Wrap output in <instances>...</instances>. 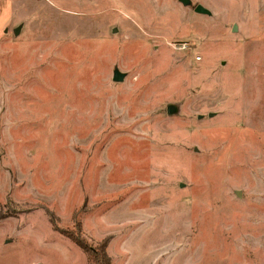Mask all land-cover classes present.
<instances>
[{
	"label": "rangeland",
	"instance_id": "1",
	"mask_svg": "<svg viewBox=\"0 0 264 264\" xmlns=\"http://www.w3.org/2000/svg\"><path fill=\"white\" fill-rule=\"evenodd\" d=\"M189 1L0 0V264H264V0Z\"/></svg>",
	"mask_w": 264,
	"mask_h": 264
},
{
	"label": "trees",
	"instance_id": "2",
	"mask_svg": "<svg viewBox=\"0 0 264 264\" xmlns=\"http://www.w3.org/2000/svg\"><path fill=\"white\" fill-rule=\"evenodd\" d=\"M78 212L72 213L71 221L74 222L77 218ZM49 224L59 223L60 221L54 215L50 213L48 214ZM73 219V220H72ZM69 241L72 242L76 247H78L86 256V260L88 264H112L111 259L107 253V246L102 243H94V246L90 245L89 238L87 239L78 228V233L76 235H71Z\"/></svg>",
	"mask_w": 264,
	"mask_h": 264
},
{
	"label": "water",
	"instance_id": "3",
	"mask_svg": "<svg viewBox=\"0 0 264 264\" xmlns=\"http://www.w3.org/2000/svg\"><path fill=\"white\" fill-rule=\"evenodd\" d=\"M180 4H182L183 6H189L190 5V1L189 0H178ZM196 14H201V15H209V12L207 10H205L204 8H202L200 5H196L194 7V10H193ZM235 30V27L233 26L232 28V31ZM14 34L16 35L17 34V29L14 31ZM123 74H121L117 69H115L113 71V74H112V81L113 82H116V83H119L122 81L123 79ZM172 113H174V107L172 106H169L167 107V114L168 115H171ZM209 117H211V115H209Z\"/></svg>",
	"mask_w": 264,
	"mask_h": 264
}]
</instances>
